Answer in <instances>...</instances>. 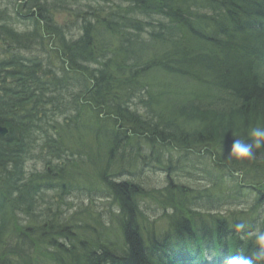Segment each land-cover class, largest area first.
Listing matches in <instances>:
<instances>
[{"label":"trees","instance_id":"16d2710c","mask_svg":"<svg viewBox=\"0 0 264 264\" xmlns=\"http://www.w3.org/2000/svg\"><path fill=\"white\" fill-rule=\"evenodd\" d=\"M5 1L0 264L252 257L264 148L229 156L264 127V0ZM171 149L184 162L205 154L211 187L177 185ZM150 164L167 173L164 188L129 178ZM245 192L258 194L251 210L211 208ZM77 193L88 203L73 204Z\"/></svg>","mask_w":264,"mask_h":264},{"label":"rangeland","instance_id":"374dc122","mask_svg":"<svg viewBox=\"0 0 264 264\" xmlns=\"http://www.w3.org/2000/svg\"><path fill=\"white\" fill-rule=\"evenodd\" d=\"M8 6L9 5H7L6 1L4 2V0H0V11L2 10L3 7L6 8ZM2 23L0 22V25H2ZM17 29L23 30L20 27H18ZM133 148L134 149L128 148V152L135 151V149H137L135 148V146H133ZM143 148L147 151L151 150V148H148L147 146H143ZM164 148L165 150L164 151L162 150V152L166 154L167 147H164ZM171 151H173V153H172V157L170 155V158H173L176 167L179 169L175 171V173L172 171L169 174L172 175V178L174 179L177 185L182 183L186 187H189L190 189L192 188L200 192L207 189L206 187H211L213 180H215V177L209 176V174L207 173L208 171H211V165L209 166L210 162L205 154L199 155V153H196V155L198 156H192V158L188 162H184L178 156V152L172 149ZM160 158L162 159V161H164L165 159L162 156ZM179 160H180V164H179ZM184 167H185V170L188 172L183 173ZM169 174H168V177H169ZM129 178L136 182L140 181L145 187L150 188V189L159 190L161 188H164L167 185V173L164 172L163 170L156 169V167L153 164L147 165L146 167L142 169L140 173H137V175H134V176L130 175ZM229 184L233 186V182H229ZM79 195H77L78 197L75 196L74 198H71V202L73 204L79 205L78 203H82L84 201L88 203L87 196L84 195L82 197V195L81 196ZM225 196L227 197V199H223V201L220 200L217 202L216 201L211 202L213 204L211 208L216 207V209H219V210H224V209H226L227 211L241 210L245 212L246 210H251L253 201H255L256 196H258V194L257 193L250 194V193L245 192L244 196H240V200H236V201L235 200L232 201L231 198L227 196V194ZM204 199H205V203L208 201L209 202L211 201L209 198H204ZM262 209L263 211H261L260 217H257L258 226H260V223L262 221V216H264V205ZM148 212L150 214H153V216L156 215L155 213L151 212V209H149ZM156 212H157L156 216H160V214H162L163 211L160 210ZM237 217H240V215H236V218Z\"/></svg>","mask_w":264,"mask_h":264},{"label":"clouds","instance_id":"9594fccd","mask_svg":"<svg viewBox=\"0 0 264 264\" xmlns=\"http://www.w3.org/2000/svg\"><path fill=\"white\" fill-rule=\"evenodd\" d=\"M248 137L251 139V143L246 142V140L242 138L234 141L229 158L235 157L242 161L254 159V149L264 148V127L256 126L251 128ZM235 227L237 231H242L246 226L244 223H238ZM250 235L254 237L257 247L252 257H248L243 253L232 255L226 261V264H254V259L264 261V230L257 228Z\"/></svg>","mask_w":264,"mask_h":264},{"label":"water","instance_id":"95a60500","mask_svg":"<svg viewBox=\"0 0 264 264\" xmlns=\"http://www.w3.org/2000/svg\"><path fill=\"white\" fill-rule=\"evenodd\" d=\"M8 129L7 128H3L2 126H0V136L5 137L7 136Z\"/></svg>","mask_w":264,"mask_h":264}]
</instances>
